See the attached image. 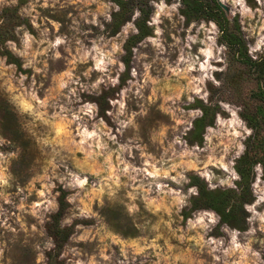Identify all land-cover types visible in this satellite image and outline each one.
I'll return each instance as SVG.
<instances>
[{"label":"rangeland","instance_id":"374dc122","mask_svg":"<svg viewBox=\"0 0 264 264\" xmlns=\"http://www.w3.org/2000/svg\"><path fill=\"white\" fill-rule=\"evenodd\" d=\"M220 1L228 17H238L249 55L264 56L260 42L264 3L244 0V7L252 12L248 15L235 0ZM148 2L151 32L131 47L127 66L124 43L138 30L137 5L113 30L110 23L119 8L116 0H0V29L11 18L17 37L4 44L27 69L18 70L0 53V98H6L14 111L5 125L0 123V264H264L260 162L253 166L254 198L245 203L248 216L243 229L221 222L211 208L196 209L186 218L182 213L196 192L189 191L196 189L189 183L190 173L208 188L236 187V159L254 134L243 113L255 108L251 93L258 85L257 74L235 59L212 18H187L180 0ZM14 14L20 18L15 20ZM57 39L60 44L55 43ZM96 47L103 54L111 53L115 61L106 64L105 71L94 67ZM209 50L211 57L205 55ZM205 61L208 66L202 68ZM66 72L70 78L63 76ZM21 77L25 78L23 89ZM110 77H118V83L113 85ZM61 78L68 81L63 89L59 88ZM97 80L102 82L93 87ZM9 84L15 89L12 93L7 91ZM24 89L48 99V106L39 110L49 124L22 113L11 100ZM103 93L104 113L95 99ZM197 99L217 106L201 142L188 138L193 120L202 113ZM112 101L125 104L124 114H119V103ZM85 103L97 105V111L93 118L81 114L80 123L89 131L99 128L106 150L88 144L81 150L78 124L68 123ZM61 108L71 111L61 113ZM233 112L239 124L229 123ZM57 113L67 119L61 120ZM129 119L131 123L122 127L120 121ZM54 125L64 128L59 136ZM260 131L264 135V129ZM88 151L98 154L89 157ZM109 153L113 169L123 167L117 160L120 155L136 168L144 167L147 160L148 165L169 172V177L155 178L166 185L163 193L156 191L155 183L146 193L156 204L147 206L139 190L134 200L129 198L132 182L118 172L119 187L110 180L105 183L111 174L106 164ZM72 174L87 177L83 189L70 184ZM152 179L141 173L137 183L143 181L147 187ZM59 187L67 190L69 202L60 226L71 225L61 247L55 246L48 229L51 214L58 208ZM169 189L183 200L176 201ZM131 205H135L133 212ZM200 217L203 223L193 226Z\"/></svg>","mask_w":264,"mask_h":264},{"label":"trees","instance_id":"16d2710c","mask_svg":"<svg viewBox=\"0 0 264 264\" xmlns=\"http://www.w3.org/2000/svg\"><path fill=\"white\" fill-rule=\"evenodd\" d=\"M119 8L113 12L111 26L113 30H117L119 25L129 17L131 8L137 5L140 9V14L136 18L135 23L137 32L129 35L125 40L124 61L128 66L130 60L131 47L135 42L151 32V27L147 24L148 15L151 10L148 0H116ZM182 3V11L187 18H212L220 27V38L232 50L233 56L238 62L253 68L256 72L258 85L252 91V97L256 104L253 111H247L244 114L249 125L254 129L252 139L249 141L247 148L242 153L235 163V167L239 173V178L236 180V187H215L208 188L205 181L197 174H189V183L196 186V192L189 198V204L183 208L182 213L184 218L190 213L199 208H211L219 214L221 222H225L231 226L243 229L246 226L248 211L245 203L252 201L254 198L251 183L254 177L253 166L256 162H260L263 168L264 178V135L261 134V129H264V56L259 55L252 58L248 53V47L245 38L242 34L238 17L235 15L232 18L228 17L223 7L217 0H180ZM252 2L253 0H248ZM20 18L18 14H14V19ZM22 22L29 26L25 18H21ZM20 22V21H18ZM7 39L16 40V34L12 19L5 22L0 29V53L5 56L6 60L15 64L16 68L21 71L27 69L22 66V60L14 54L4 43ZM99 102L101 111L104 113L103 104L105 94L95 96ZM202 108L201 115L193 120V126L189 131L188 138L201 142L203 139L204 128L211 125L215 118V105L204 104L199 99L196 100ZM14 111L6 98H0V123L5 125ZM57 196L58 208L51 214V219L48 222V229L53 235L57 247H61L71 232V225L60 226V220L64 211L69 206L66 199L67 190L59 187Z\"/></svg>","mask_w":264,"mask_h":264},{"label":"clouds","instance_id":"9594fccd","mask_svg":"<svg viewBox=\"0 0 264 264\" xmlns=\"http://www.w3.org/2000/svg\"><path fill=\"white\" fill-rule=\"evenodd\" d=\"M236 3L241 4L242 7H244V0H235ZM261 3H264V0H260ZM159 8H161V10L163 9V3H161V5L158 6ZM175 7V5L173 6ZM244 11L246 13H248V15H251V9L248 7H244ZM136 15H139V12L136 13ZM159 15V13L157 14ZM201 27H203V25H201ZM213 28H215V25H213ZM209 39H211V37H209ZM261 43H264V38H262V40L260 41ZM56 44H60L61 40L57 39ZM257 48H259V44H257ZM115 51V49H114ZM203 51V50H202ZM95 52L98 54L97 56H94L93 59L95 60V65L94 67L98 70L101 71H105L106 70V64L109 63H115V61H113L111 59V53L108 54H103L101 53L99 47L95 48ZM89 53H85V56H87ZM57 55H59V53H57ZM205 55L207 57H211L212 56V52L206 51ZM105 56H107V59H105ZM207 61L204 62V64L201 65L202 68L207 67ZM123 69V64H121V70ZM89 71H91V69H89ZM63 76H68L70 78L71 74L70 73H64ZM23 79H25L24 77H21V81H20V86L21 89H23ZM111 80V83L113 85H115L116 83H118V77L113 79V78H109ZM102 80H97L96 84L93 85V87H96L97 85H99V83H101ZM68 81H65L63 78L60 79V83H59V88L63 89L65 87H67ZM7 91L12 93L15 91L14 87L9 84L7 87ZM197 92L200 91L199 88L196 89ZM71 94L74 95L75 94V90H71ZM206 95V94H205ZM11 100L17 105L18 109L22 112V113H28L29 115L33 116L34 119H38L41 120L43 123L45 124H49L50 120L45 119V113L40 111L39 109L45 108L48 106V99L45 98L44 100H41L37 95L35 91H28L27 89H24L22 92H20L19 95H12ZM77 99H79V97H77ZM35 102V104L33 103ZM113 104L115 103H119V114L122 115L124 114L125 111V104L120 101H112ZM225 108L228 107L227 104L223 105ZM71 111V109H67V108H61V113L64 112H68ZM97 111V105L93 104V103H85L83 104L79 110L77 112H74L72 115V119L70 121H68V123H77L78 124V135L81 137L80 141H79V145L81 147V150L83 149V146L85 144H88L89 148H93L95 147L96 149H100V150H106L107 149V144L101 142L100 140V136H99V128L94 126L95 130L93 131H89L87 129V127L83 126L80 122L83 119V116L81 114H83L84 116H87L89 118H93L95 113ZM109 115H111V113H109ZM56 116H58L61 120H66L67 117L66 116H61L60 113H57ZM54 119V118H53ZM103 121H100V124L103 125ZM121 126L122 127H127L129 123H131V119L127 120V121H120ZM220 123H224L223 121H220ZM231 125H236L239 124L240 121L238 120V118L236 117V113L233 112L232 113V120L229 122ZM55 130H56V135L59 136L63 131L64 128L62 126H55ZM237 135H239V133H236ZM109 139H112L113 141L115 140V137H112L109 135ZM89 141H94L93 143H89ZM179 142V141H177ZM124 148L123 146L121 147V152H123ZM98 153H95L93 151H88L86 152V155L89 157H93L95 155H97ZM181 156L183 155H187V153H181ZM117 160L119 161V164L123 165V167H119L117 166L115 169L112 168V164H111V153H109L108 157H106V164L109 166V169L111 171V174L106 178L105 183H107L109 180L112 181L113 184H115L117 187L120 186V179H119V175H116V173L118 172L120 175H124L127 176L128 179L132 182V191L128 193L129 198L131 199H135V194L136 192L139 190L141 192H143L145 194V201L147 202V206H149L151 208L152 205L156 204V201L154 200H149L147 198L146 193L150 192L152 190V184L155 183L156 186V191L158 193H163L165 191L166 185H163L159 182L156 181L155 178L160 177L161 175L164 177H169V172L168 171H162L161 169H158L155 167V165H148L147 160L145 161V166L142 168H136L133 165L127 163L126 161L123 160L122 156L118 155L117 156ZM149 167H151L152 170H149ZM175 167V165L173 166ZM143 174L144 178H153L151 181H149L147 187H145L143 181L137 183V176L140 174ZM2 179V178H0ZM172 180H176V177H171ZM88 183L87 177L81 178L78 175L72 174V180L70 181V184L83 189L85 187V185ZM111 184L109 185V188H111ZM103 190V189H101ZM189 191L191 192H195L196 189L192 188ZM168 194L173 195L176 199V201H182L183 197L181 196L180 193L174 192L173 190L169 189L168 190ZM40 195H43V193L41 192ZM135 205H131L129 206V211L133 212L135 211ZM190 223H193L192 221H190ZM195 223H203V217H200L196 222L193 223V226H195ZM233 243L235 244V238H233ZM237 248H239L240 246L238 244L235 245Z\"/></svg>","mask_w":264,"mask_h":264},{"label":"water","instance_id":"95a60500","mask_svg":"<svg viewBox=\"0 0 264 264\" xmlns=\"http://www.w3.org/2000/svg\"><path fill=\"white\" fill-rule=\"evenodd\" d=\"M217 1L223 8L225 7V5L220 0H217Z\"/></svg>","mask_w":264,"mask_h":264}]
</instances>
